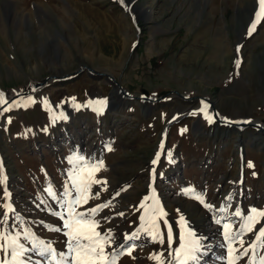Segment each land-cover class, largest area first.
I'll list each match as a JSON object with an SVG mask.
<instances>
[{"label":"rangeland","instance_id":"1","mask_svg":"<svg viewBox=\"0 0 264 264\" xmlns=\"http://www.w3.org/2000/svg\"><path fill=\"white\" fill-rule=\"evenodd\" d=\"M258 11L259 0H0L4 100L34 80L72 73L82 64L111 74L128 94L159 98H128L108 76L82 70L48 82L12 104L19 106L2 110L0 173L6 183L0 185V198L6 187L15 212L0 231L14 235L30 228L58 251L66 250V237L49 226L62 225L52 212L63 210L60 201L66 199L63 191L72 167L68 158L82 155L89 161L103 160L95 179L106 184H93L94 198L77 209L108 204L95 217L102 234L111 229L123 243L125 234L136 232L142 223L148 227L147 216L140 219L145 208L149 216L161 208L166 214L159 219L164 243L141 231L128 242L134 245L131 254L125 251L117 264H157L149 257L158 253L171 259L185 230L202 245L194 264H229L224 224L235 226L233 248L241 249V240L247 247L255 236H236L242 223V217L234 215L239 202L251 204L242 213L253 207L264 210V132L252 125L218 122L204 98L223 119L264 127V12L249 34ZM132 15H137L136 23ZM98 100L106 101L102 113L95 105L76 107ZM203 104L212 123L198 111ZM51 105L66 118H54ZM184 149L187 156L179 154ZM248 159L256 166L248 171L257 173L250 181L247 176L244 185L236 178L237 167ZM49 186L58 200L49 195ZM189 189L194 192L185 191ZM235 193L241 198L228 199ZM195 194H202L212 207H205ZM261 226L264 220L256 230ZM20 239L30 246L22 235ZM256 254L264 255V248L258 247ZM29 255L34 262L43 259ZM247 259L233 264H246Z\"/></svg>","mask_w":264,"mask_h":264},{"label":"snow or ice","instance_id":"2","mask_svg":"<svg viewBox=\"0 0 264 264\" xmlns=\"http://www.w3.org/2000/svg\"><path fill=\"white\" fill-rule=\"evenodd\" d=\"M123 3V0H121ZM261 11L256 13V21L252 24L251 31L255 29L256 23L260 21L261 14L264 12V0H259ZM75 101V98H72ZM3 94L0 93V105L4 104ZM47 103V101H45ZM105 100L88 101L86 105H76V107L95 105V110L98 113L104 111ZM13 106L8 105V108L3 109L7 111ZM208 105L203 106L198 110L204 114L205 119L209 123L213 122V116L207 111ZM197 114L196 112L192 113ZM61 118V117H57ZM55 122V121H53ZM110 151L111 148L109 147ZM160 153H157V159L152 161L156 164L159 159ZM72 167L68 171V181L64 186L63 196L66 198L61 203L63 210L53 211L52 215L56 216L62 221V225L49 226L50 231L61 232L66 240L64 247L66 250H57L51 241H45L40 239L31 231L30 228H26L22 233L12 234L6 231H0V264H117L120 255L131 254L134 245H130L129 241H134L139 238L141 231L145 232L152 238L153 241H159L164 243V233L161 232L159 227V219L163 218L166 214L161 208L159 213H155L149 216V209L145 208V215L141 216V221H145L147 216L148 227H144L143 223L141 228L131 235L125 234L123 243H118L115 236L112 234L111 229L107 230L103 234L98 231L99 221L95 219L97 213L101 209L108 207V204L96 205L78 211V208H82L89 203V200L94 198L91 194V188L93 184H106V181L95 179V173L99 172L103 167V160L89 161L82 155H73L68 158ZM251 167L252 165L249 164ZM6 183V178L0 173V185ZM69 184L71 187L69 188ZM50 196L53 199H59L52 187L47 189ZM186 192H194V189L185 190ZM99 193L95 194L98 197ZM194 198L199 200L205 207L211 208L212 206L204 202L202 194H195ZM229 195L228 199H231ZM2 203H0V227L7 222L9 213H14L15 209L12 208L10 202V194L7 192L6 187L3 190ZM149 199L148 197L145 198ZM141 207H145L141 204ZM223 210V209H222ZM123 215V213H120ZM237 217H242V223L239 225V230L236 236H241L244 233H253L255 241L250 243L247 247L243 246L241 240V249L233 248L231 241L235 239L232 234V226L230 224H224L225 238L230 241L228 245L229 256L232 258L229 264H233L234 260L247 259L246 264H264V255L257 256L256 249L258 247L264 248V226L259 227L256 230V225L264 220V210H258L253 207L248 213H242L237 210L234 213ZM19 219V216L16 217ZM181 221L184 218L181 217ZM167 225V221H164ZM217 223H220L217 220ZM23 238L30 242V246H26L20 239ZM167 241L169 248L173 243V234L171 226L168 225ZM180 245L174 249V255L171 259H166L164 253L153 254L149 258L157 261V264H194L198 259L197 253L200 251L202 245L200 241L195 237V234L191 230H185L180 236ZM115 245V247H113ZM29 253L35 254L42 259V261H33L32 256Z\"/></svg>","mask_w":264,"mask_h":264},{"label":"water","instance_id":"3","mask_svg":"<svg viewBox=\"0 0 264 264\" xmlns=\"http://www.w3.org/2000/svg\"><path fill=\"white\" fill-rule=\"evenodd\" d=\"M136 19H137V15H132V20L134 23H136ZM137 31L139 30V28L137 26H135ZM82 70H87V72L89 74H96L98 76H108L109 78H111L114 83L116 84V86L119 87V90L120 92L125 95L126 97L128 98H133V99H146V100H150V101H156V100H159V98H155V97H145V96H134V95H131V94H128L125 92L124 89L121 88V85L120 83L117 81L116 78H114L111 74H108V73H104V72H99L97 70H95L94 68H92L91 66L87 65V64H82L81 66L78 67L77 70H75L74 72L72 73H65L63 75H57V74H50L40 80H34L32 81L31 83H29V85L26 87L25 90H20V89H16V92L14 94H10L7 99H5V103L0 105V113L1 111L5 108V107H8V105H12L14 101L16 100H21L23 99V97L27 96L29 97L34 91L36 90H39L40 88H42L43 86H45L48 82H52L53 80H63L65 78H68L69 76L71 75H77L79 74ZM45 95V96H44ZM182 96V95H180ZM31 97V96H30ZM46 94H43V99L45 100L46 99ZM49 97V96H48ZM205 100L208 101V103L211 105V111H212V114L213 116L216 118V120L220 123H223L225 125H229V126H237V127H243V126H246V125H252L254 127H256L259 131L261 132H264V127L261 123L259 122H250V123H247L245 121H233L231 119H223L221 117L218 116L217 114V111L214 107V103L210 100V99H207V98H204ZM46 100H49L46 99ZM62 103V102H61ZM78 105V103L76 104ZM58 106H61L58 105ZM52 114L54 116V118H57L59 116L63 117V118H66V115L65 114H58L56 113V107L52 106ZM59 113V112H58ZM167 128V126L165 127V129ZM165 139V134H164V137H163V140ZM163 144H161V147H162ZM189 227L192 229V227L189 225Z\"/></svg>","mask_w":264,"mask_h":264},{"label":"crops","instance_id":"4","mask_svg":"<svg viewBox=\"0 0 264 264\" xmlns=\"http://www.w3.org/2000/svg\"><path fill=\"white\" fill-rule=\"evenodd\" d=\"M250 146V145H249ZM215 150V149H214ZM257 150H259V149H257ZM179 154L181 155V156H187L188 154H189V152H188V150L187 149H184V150H180L179 151ZM192 155V154H191ZM210 155L211 154H209V157H210ZM213 155V154H212ZM243 158H244V155H243ZM176 159L178 160V158L176 157ZM246 159H247V157H246ZM209 161H210V158H209ZM208 161V162H209ZM242 162H243V160H242ZM240 163L239 165H238V167H237V179H238V183H240V184H244L245 185V183L247 182L246 181V177L248 176V179H249V181L251 180L250 179V176H255V174L257 173L256 171H252L251 173L248 171V170H252V169H254L256 166L254 165V163H253V161L251 160V159H248V160H244V163ZM241 164H242V166H241ZM249 164H251L252 166L250 167L249 166ZM207 166H210V164H208ZM180 169H181V166H180ZM183 170L185 171V167L183 168ZM181 172V171H180ZM237 179H234V180H237ZM233 182H236V181H233ZM171 183V182H170ZM237 183V182H236ZM232 186L231 185H228V186H226V188H227V190H229L230 188H231ZM227 192H224L223 194H222V196L223 195H225ZM243 192H241V194H242ZM238 194L239 193H235L234 194V196H232V198H231V200L233 201V198L234 197H237V198H235L234 199V202L235 201H237V199H239V197L241 196V194H239V196H238ZM241 198V197H240ZM223 199V198H222ZM224 200V199H223ZM240 204H239V209L240 210H243L244 208H245V205L246 206H249V205H251L250 204V201H247V202H245V204H244V202H242L241 200H240V202H239ZM244 207V208H243ZM236 209H238V207H236ZM235 227V226H234ZM234 227H232V229L234 228ZM220 238V237H219Z\"/></svg>","mask_w":264,"mask_h":264}]
</instances>
